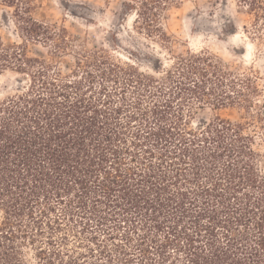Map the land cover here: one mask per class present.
I'll use <instances>...</instances> for the list:
<instances>
[{"label": "trees", "instance_id": "16d2710c", "mask_svg": "<svg viewBox=\"0 0 264 264\" xmlns=\"http://www.w3.org/2000/svg\"><path fill=\"white\" fill-rule=\"evenodd\" d=\"M116 1L136 34L169 49L166 12L195 0ZM233 2L260 34L264 0ZM0 6L16 36L0 35V76L23 77L0 100V264H27V249L38 264H264L257 72L187 50L156 80L82 49L65 74L66 28L36 19V0ZM204 106L214 117L192 127Z\"/></svg>", "mask_w": 264, "mask_h": 264}, {"label": "rangeland", "instance_id": "374dc122", "mask_svg": "<svg viewBox=\"0 0 264 264\" xmlns=\"http://www.w3.org/2000/svg\"><path fill=\"white\" fill-rule=\"evenodd\" d=\"M11 14L12 9L0 6V35L5 42L16 40ZM34 17L63 26L74 37L73 51L58 59L65 74L74 69L75 58L82 49H103L115 62L134 66L159 80L172 66L173 56L187 50L207 49L233 71L253 69L257 72L264 101V26H258L260 34L254 36L252 20L233 0L188 1L180 9L166 12L162 26L173 39L169 49L136 34L132 29L133 19L121 13L116 0H36ZM29 48L33 54L48 55V49L41 46ZM22 79L13 73L1 75L0 100L15 95ZM106 85L109 89L112 86L111 83ZM131 96L129 93L128 98ZM142 105L148 108L150 100L144 98ZM221 116L236 121L241 114L229 110L221 112ZM213 117L209 107L197 108L192 127ZM260 169L264 175V153ZM71 240L73 242V238ZM24 257L27 264H38L32 249L24 250Z\"/></svg>", "mask_w": 264, "mask_h": 264}]
</instances>
